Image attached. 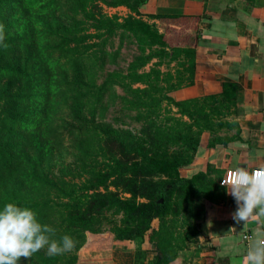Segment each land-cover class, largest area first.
<instances>
[{"label": "trees", "instance_id": "1", "mask_svg": "<svg viewBox=\"0 0 264 264\" xmlns=\"http://www.w3.org/2000/svg\"><path fill=\"white\" fill-rule=\"evenodd\" d=\"M146 2L0 0V208L27 206L55 229L54 239L67 234L76 242L74 253L48 257L41 250L18 264H75L87 235L104 227L115 242H137L151 230L156 254L149 264H169L164 219L194 201L203 209L205 201L224 200L221 177L210 169L180 175L202 133L214 127L204 109L213 98L174 101L168 94L191 84L192 74L172 83L157 65L146 69L154 59L178 56L184 48L174 42L189 39L174 29L159 34L131 15ZM102 6L125 7L130 15L107 16ZM127 117L137 127L125 125ZM66 143L78 151L77 182L45 169ZM195 234L207 237L204 213Z\"/></svg>", "mask_w": 264, "mask_h": 264}, {"label": "crops", "instance_id": "2", "mask_svg": "<svg viewBox=\"0 0 264 264\" xmlns=\"http://www.w3.org/2000/svg\"><path fill=\"white\" fill-rule=\"evenodd\" d=\"M139 13L159 34L174 29L189 36L174 42L184 48L178 56L154 59L146 67L157 65L172 83L192 74L191 84L168 95L174 101L213 98L204 109L214 127L202 133L193 160L180 175L190 178L210 169V176L222 177L237 167H264V0H147ZM225 83L236 88L224 90ZM236 209L227 187L222 202L205 201L206 251L192 264H242L252 241L264 238V223L237 222ZM191 252L196 256L195 248Z\"/></svg>", "mask_w": 264, "mask_h": 264}, {"label": "rangeland", "instance_id": "3", "mask_svg": "<svg viewBox=\"0 0 264 264\" xmlns=\"http://www.w3.org/2000/svg\"><path fill=\"white\" fill-rule=\"evenodd\" d=\"M102 12L107 16L115 15L121 19L130 15L129 10L125 7L108 8L102 6ZM131 15L135 18L141 17L140 13L136 16L135 14ZM127 53L125 51L119 59L118 64L120 67L125 65ZM123 123L131 128L137 127L131 117L124 118ZM74 148V146L66 143L54 152L48 162L49 164L45 167L50 177L66 182L70 179H74L75 182L78 181L77 176L74 177L73 174L75 171L72 170L74 153L78 152ZM201 204L194 201L184 206L183 210L168 215L161 224L162 238L164 239V245L167 246L164 253L174 255L173 260H176L177 264H192L194 259L200 258L199 254L202 251H206L202 237H197L195 234L196 225L203 217ZM159 225V221L155 220L151 228L157 230ZM105 228L107 227H104L103 231L98 234L87 235L83 247L74 254L76 256L75 264H149L155 256V245L149 242L148 236L151 230L140 241L115 242L110 233L104 231ZM192 248L196 249V256L192 255ZM201 260L203 259L198 261Z\"/></svg>", "mask_w": 264, "mask_h": 264}, {"label": "clouds", "instance_id": "4", "mask_svg": "<svg viewBox=\"0 0 264 264\" xmlns=\"http://www.w3.org/2000/svg\"><path fill=\"white\" fill-rule=\"evenodd\" d=\"M4 39L3 26H0V44ZM224 185L237 203L234 220L245 224L250 220L264 223V167L252 171L237 167ZM54 236L55 229L41 224L33 209L13 202L0 208V264H18L22 257L30 259L41 250L48 257H56L75 248L76 242L71 236L65 234L59 240ZM242 264H264V238L258 236L252 241Z\"/></svg>", "mask_w": 264, "mask_h": 264}, {"label": "built area", "instance_id": "5", "mask_svg": "<svg viewBox=\"0 0 264 264\" xmlns=\"http://www.w3.org/2000/svg\"><path fill=\"white\" fill-rule=\"evenodd\" d=\"M254 169H256V168H254ZM232 170H234V169L226 170V171L224 172L223 176L221 177V179H220V181H219V185H220L221 187H226V186L224 185V181L227 182V179L231 177V172H232ZM252 170H253V169H251V170H249V171H252Z\"/></svg>", "mask_w": 264, "mask_h": 264}]
</instances>
